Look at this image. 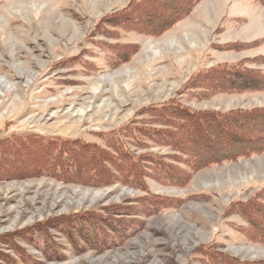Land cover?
<instances>
[{"label":"rangeland","instance_id":"374dc122","mask_svg":"<svg viewBox=\"0 0 264 264\" xmlns=\"http://www.w3.org/2000/svg\"><path fill=\"white\" fill-rule=\"evenodd\" d=\"M132 1L0 0V141L32 133L104 146L171 100L194 111L264 107V83L214 94L185 86L218 66L264 77L262 0H197L161 33L154 26L177 7L143 0L128 10ZM12 173L0 176V264H264V243L242 215L264 191V151L180 184L150 174L149 194L119 177L94 186L71 172Z\"/></svg>","mask_w":264,"mask_h":264},{"label":"trees","instance_id":"16d2710c","mask_svg":"<svg viewBox=\"0 0 264 264\" xmlns=\"http://www.w3.org/2000/svg\"><path fill=\"white\" fill-rule=\"evenodd\" d=\"M135 1L139 3L143 0H133L126 8L135 10L138 6ZM196 2L168 0L170 6L177 7L176 13L154 26V30L161 33L170 28L185 17ZM150 30L152 28L146 29L147 32ZM197 75L185 85L186 90L199 88L200 91L214 94L257 89L264 83L261 74L240 65L209 68ZM150 111L148 115L152 120L147 123L157 125V129L152 128L156 126L146 128L142 124L147 123L133 120L124 129L127 131L125 135L121 131L108 135L110 138L104 139V146L96 142L85 143L82 140L50 138L32 133L7 137L0 141V176H10L9 169L13 171L11 175L15 176L49 174L56 170L60 177L65 178L64 172H71L69 176L94 186L111 183L119 177L149 194L145 180L151 177L150 174L158 180L176 178V183L180 184L209 165L264 151V107L225 113L194 111L171 100L152 107ZM138 123L142 127L136 128ZM132 143L138 146L154 143L169 149L173 154L167 152L151 159L150 154L131 153L128 145ZM121 163L129 167L125 173H122ZM242 211L250 223L247 232L253 239L264 243V191L255 200L247 202ZM95 214L89 212L88 216ZM225 264L237 263L229 259Z\"/></svg>","mask_w":264,"mask_h":264}]
</instances>
